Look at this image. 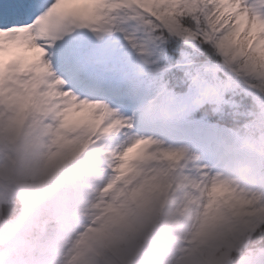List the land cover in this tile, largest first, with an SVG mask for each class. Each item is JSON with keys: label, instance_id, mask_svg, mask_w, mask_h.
Masks as SVG:
<instances>
[{"label": "snow or ice", "instance_id": "6c2138e0", "mask_svg": "<svg viewBox=\"0 0 264 264\" xmlns=\"http://www.w3.org/2000/svg\"><path fill=\"white\" fill-rule=\"evenodd\" d=\"M170 37L252 95L239 175L143 131ZM0 264H264V0H0Z\"/></svg>", "mask_w": 264, "mask_h": 264}, {"label": "rangeland", "instance_id": "374dc122", "mask_svg": "<svg viewBox=\"0 0 264 264\" xmlns=\"http://www.w3.org/2000/svg\"><path fill=\"white\" fill-rule=\"evenodd\" d=\"M184 42L195 48L201 45L200 43L191 40H184ZM164 51L165 46L162 45V40L155 42L150 46V53L147 56L148 63L143 65L145 77L156 74L161 70L160 63L163 61ZM186 82L192 95L182 99H176L173 96L174 103L164 106L163 109L157 113L151 126L143 131H145L146 134L154 135L161 140H165V137L170 132L177 137L185 136L190 133L193 134L192 139L196 141L197 145H200L205 139L212 140L209 147L199 149L196 145L192 152L199 155L200 163L209 164L214 170H226L229 167L231 168L230 161H233L235 165H237V162L241 164L242 160H245V145L247 141L239 142L235 134L226 128L220 129L215 125L199 120H189L187 118L189 110L200 108L207 100L209 101L208 104L212 105L217 113H221L226 106L231 109H236L239 106L238 102L234 100L232 96L228 99L225 97L227 85H224L219 81L216 70L211 66H203L200 68L199 72L194 76L189 77ZM160 90L161 89L153 94L149 87L146 86L145 102L155 98ZM167 90L172 93L170 89L167 88ZM166 112H172L174 118L170 120L167 119ZM176 129H179L178 133L175 131ZM203 132H205V134H203ZM219 138L228 141L231 148L227 151L224 150L222 158L216 160L210 153L213 151L212 148L214 143Z\"/></svg>", "mask_w": 264, "mask_h": 264}, {"label": "trees", "instance_id": "16d2710c", "mask_svg": "<svg viewBox=\"0 0 264 264\" xmlns=\"http://www.w3.org/2000/svg\"><path fill=\"white\" fill-rule=\"evenodd\" d=\"M162 41L166 48L160 63L162 70L157 75L146 77L145 83L150 84L153 91L160 87L170 88L176 98H181L189 94L188 77L194 76L203 66L213 67L219 81L227 85L225 97L228 99L232 96L239 106L236 109L226 106L221 113H217L208 101L204 106L190 111L189 115L192 119L226 127L240 140L247 139L246 125L254 113V104L246 86L222 68L219 57L209 46L201 44L195 48L176 37Z\"/></svg>", "mask_w": 264, "mask_h": 264}, {"label": "bare ground", "instance_id": "6f19581e", "mask_svg": "<svg viewBox=\"0 0 264 264\" xmlns=\"http://www.w3.org/2000/svg\"><path fill=\"white\" fill-rule=\"evenodd\" d=\"M166 115H167L166 118L169 120L174 118V115L172 112H166ZM175 131L178 133L179 129H176ZM203 134H205V132H203ZM192 136H193V134L189 133L185 136L177 137L176 135H172L170 132V133H168V135L165 137V140H163V141H165V143H167V144L174 145V146H186L192 151L194 149V147L197 145L196 141H194L192 139ZM194 142H195V145H194ZM211 142H212V140L205 139L200 145H197V146L199 149H205V148L209 147ZM230 148L231 147L229 146L228 141H226L223 138H219L214 143V146L212 148L213 151H211L210 154L212 155V157L214 159L220 160L224 154V150L227 151ZM232 156H234V155H232ZM231 158H230V160H231ZM229 163L231 164V168L229 167L228 169L223 170V171H225L228 174L239 175L240 169L243 167L245 160H242L241 164H239V162H237V165H235V163L233 161H230Z\"/></svg>", "mask_w": 264, "mask_h": 264}]
</instances>
